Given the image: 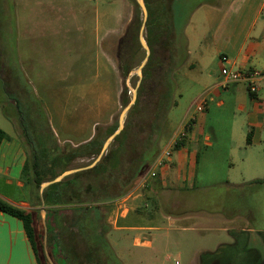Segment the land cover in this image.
Instances as JSON below:
<instances>
[{
    "label": "rangeland",
    "instance_id": "rangeland-1",
    "mask_svg": "<svg viewBox=\"0 0 264 264\" xmlns=\"http://www.w3.org/2000/svg\"><path fill=\"white\" fill-rule=\"evenodd\" d=\"M196 1L150 0L153 14L168 6L175 33L168 35L165 25L155 27L152 61L145 69L143 87L141 81L137 87L139 102L128 110L122 128L125 133L110 141L96 173L83 168L97 155L86 153L84 143H77L76 139L86 135L80 122H88L87 135L98 142H104L109 129L118 125L119 114L139 80L135 69L145 54L136 40L141 8L136 0H0V76L5 91L3 96L0 90V101L19 103L12 118L14 131L30 160L34 146L38 155L51 161V171L83 168L60 180L59 201H45V187L44 204L41 199L40 204L30 202L34 212L45 210V246L48 252L54 251L55 260L65 264H264V183L242 180L252 175L236 162L244 157L242 150L232 152L226 141L212 149L202 147L192 189L179 188L182 181L171 159L145 182L142 174L148 167L135 171L143 149L154 142L151 124L165 91V73L182 58L181 33ZM147 36L145 27L146 42ZM218 75L213 66V76ZM221 99L224 104L219 105ZM5 110L11 111V105L5 103L1 112ZM204 112L203 132L211 139L216 135L235 144L243 142L246 128L237 115L236 102L215 94ZM166 118L158 122V153L173 133ZM51 119L56 137L47 122ZM65 137H71L72 143L63 142ZM75 152L83 156L68 161ZM229 161L236 163L229 166ZM253 175L261 177L263 172ZM52 178L46 175L43 182ZM18 195L31 198L30 187L25 184ZM137 198H143L135 204L137 213L148 210V216L182 208L203 214L220 210L234 217L186 222L129 217L119 223L155 225L140 235L142 240L150 239V245L135 244V231L112 227L113 218L133 207ZM32 200L38 201L35 196ZM78 220L87 238L79 233Z\"/></svg>",
    "mask_w": 264,
    "mask_h": 264
},
{
    "label": "crops",
    "instance_id": "crops-1",
    "mask_svg": "<svg viewBox=\"0 0 264 264\" xmlns=\"http://www.w3.org/2000/svg\"><path fill=\"white\" fill-rule=\"evenodd\" d=\"M183 33L187 43V59L185 63L174 71L176 82V94L174 104L167 112V127L171 130L172 136L192 117L194 113V101L204 91L209 92V101L214 99L215 94L223 95L228 101L236 102L237 115L241 124L246 128L244 140L241 143H233L231 139H214L203 132V121L206 104L200 113H194L195 118L191 131L187 134L185 144L174 150L171 161L178 174L179 188L192 189L196 178V169L199 162V153L202 147L214 148L219 142H228L232 152L242 150L244 157L239 161L238 166L243 168L250 176H243L242 180H254L261 178L253 175L255 171L264 174V79L260 82V88L256 93H249L243 82L229 83L226 86L220 85V67L227 65L232 68L244 70L264 71V0H202L189 14L183 26ZM224 56L226 62H221ZM213 66L218 68L219 75L213 76ZM80 85V86H79ZM77 86L83 87L84 84ZM0 90L4 96V85L0 76ZM11 105V111L1 112L4 104ZM219 105L224 101L218 100ZM19 103L0 101V127L6 131L8 137L0 143V198L6 202L31 210L32 197L18 195L25 188V181L22 177V166L27 158L22 142L14 131L12 118L18 113ZM193 114V115H194ZM66 118V117H65ZM64 118V119H65ZM63 119V118H62ZM63 119V121H65ZM49 127L56 137V127L51 121H47ZM10 125V126H9ZM85 130L84 137L76 139L79 143L87 142L92 136L87 135V123L80 122ZM9 126V127H7ZM83 131H81L83 133ZM249 134V141L247 135ZM81 135V134H80ZM171 136L166 140V142ZM41 139V138H40ZM44 140V139H43ZM63 142L72 143L71 137L61 139ZM57 143L60 140L57 138ZM74 145V144H73ZM73 147H77L74 145ZM263 159L259 161L257 157ZM235 161H229L228 165L233 166ZM229 182V179H226ZM230 183V182H229ZM237 183V182H235ZM12 188L9 191L8 188ZM138 197V196H136ZM143 198L132 201L133 207L126 208V212L113 218L112 230L128 228L135 231L133 239L135 244L150 245V239L142 240L140 235L143 231H150L155 225L136 224L123 225L119 223L130 218L143 219L160 217L168 222H186L191 219H204L216 216L223 221L234 216L225 213H188L180 208L176 213H164L156 211L149 214L144 211L137 213L135 204ZM135 209V211H134ZM131 215V216H130ZM154 215V216H153ZM187 227L186 223H182ZM139 241L138 243L136 241ZM0 264H38L32 244L26 234L22 221L0 210Z\"/></svg>",
    "mask_w": 264,
    "mask_h": 264
},
{
    "label": "trees",
    "instance_id": "trees-1",
    "mask_svg": "<svg viewBox=\"0 0 264 264\" xmlns=\"http://www.w3.org/2000/svg\"><path fill=\"white\" fill-rule=\"evenodd\" d=\"M201 1L202 0H197L196 2H194L192 4V9L196 5H198V3H200ZM144 3L146 5L147 12H148V18L146 20V26H145L147 34H148L147 44L149 45V47H151L152 46L151 45L152 44L151 38L154 35L155 27L165 25L164 27L166 29L167 34L172 35L173 33H175V25L173 23L172 15H171L167 5L165 7H162L161 12H159L158 14L157 13L153 14V12L151 11L150 0H144ZM192 9L190 10V12L192 11ZM190 12H189V14H190ZM138 25L139 24H137V28H138ZM181 35H182V38L184 40V50H183L182 58L174 66L175 68H170L165 73V91H164L163 96L160 98L159 104L157 106V111H156L155 116H154V121L151 124V130L155 132V139H154L153 144L150 147L147 146L146 148L143 149L142 153L140 154V156L136 160L135 171L137 173L142 172L144 170V167H148V169H149L151 167V165L153 164L156 156L158 155L157 142L159 140V133H160L159 131L160 130L157 131V129H158L159 118L162 120L165 119L168 110L174 104V101H172V98H173V94L176 90V82H175L173 74H174L175 69L182 66L187 59V43H186L187 41H186V37L183 33V30H182ZM136 40L138 43L139 42L138 37H136ZM150 50H151V48H150ZM150 54H151V52H150ZM151 61H152V56L149 55L146 66L142 71L143 76L141 79V88L143 87V83L147 77V74L145 73V69H147V67H149V64ZM15 102L17 103V101H15ZM138 102H139V99L136 98L135 103L137 104ZM192 125H193V119H189L185 124L186 135L174 144L173 150H177L182 145L185 144L187 134L191 131ZM116 128H117V125H113L109 129V134L114 132L116 130ZM124 133H125V130L122 129L115 136V138L116 139L119 138L120 135H123ZM6 137H8V134L6 133V131L4 129H2L0 127V143H1L2 139L6 138ZM247 140L249 141V134L247 135ZM42 141L43 140H39L40 144ZM102 144H103V142L96 141L95 136H93L90 140L85 142L82 147L85 148L86 153H89V154L93 153V154L97 155L101 149ZM42 145H43L42 149L45 150L46 146H45V144H43V142H42ZM77 156H83V155L79 152H75V154L73 156L68 157V161L74 157H77ZM99 165L100 164L98 161V163H96L94 166L88 168L85 171L91 170V171H94L97 173V170L99 168H101V166H99ZM50 168H51V161H49V160H48V162H47V160L45 161L43 156L41 157L40 155H38L37 150L33 146V153H32L31 160L27 157L23 166H22V177H23V180L25 181V184H27L30 187V193L32 194L31 197L35 196L38 199L37 202H34V200H31L33 202V204H36V203L40 204L39 186L43 182L45 176L49 175L51 177H55L58 174H60L61 171L64 169V168H62L59 172H57L54 170L51 171ZM76 175H78V174H76ZM61 183H62L61 181L51 183L44 189L43 197H44L45 201H47L49 203L51 201V200H49V198L50 199L54 198V201H56V199H58V197H57L58 191L56 192V189L61 185ZM250 183H259V184L264 183V174L261 178H256L254 180H251ZM74 186H76V185H74ZM58 201H59V199H58ZM0 210L4 211L10 215H13L22 221L24 229L26 231V234H27V236H28V238L32 244V247H33V250H34L38 264H49V262L47 261V259L45 257L44 251H43V225L41 223L40 214L38 212H34L33 210H27L25 208L12 205V204L6 202L5 200H3L1 198H0ZM78 224H79V227H78L79 233L84 235V229L82 227V221L78 220ZM47 230L48 231L50 230L48 225H47ZM36 236H37V238H36ZM85 238H87V236H85ZM50 239H51V236L48 234V240H50ZM87 246L89 248V244H87ZM53 252H54L53 250L51 251L49 249V254H50L51 258L53 259L54 264H65V262L63 260H55ZM87 253L89 254V252H87Z\"/></svg>",
    "mask_w": 264,
    "mask_h": 264
},
{
    "label": "built area",
    "instance_id": "built-area-1",
    "mask_svg": "<svg viewBox=\"0 0 264 264\" xmlns=\"http://www.w3.org/2000/svg\"><path fill=\"white\" fill-rule=\"evenodd\" d=\"M221 62H226V58L222 56ZM220 85L226 86L229 83H239L243 82L247 86V91L249 93H256L260 88V82L264 79V71L252 69L244 70L238 68H232L227 65H222L220 67ZM210 97L209 92L204 91L194 101V113H200L204 110L206 104L208 103ZM193 113V114H194ZM190 119L195 118V114ZM189 120V119H188ZM187 122V121H186ZM186 124V123H185ZM185 124L164 144L161 151L156 156L151 167L143 174L142 182H145L155 173V169L162 168L172 157L174 144L186 135ZM141 184V182H140Z\"/></svg>",
    "mask_w": 264,
    "mask_h": 264
},
{
    "label": "water",
    "instance_id": "water-1",
    "mask_svg": "<svg viewBox=\"0 0 264 264\" xmlns=\"http://www.w3.org/2000/svg\"><path fill=\"white\" fill-rule=\"evenodd\" d=\"M136 2L139 5V7L141 8L142 13H143V18H142V21H141V24H140V27H139L138 39H139L140 45L142 46V48L145 51V54H144V57H143L142 61L140 62V64L135 69V73L139 77V80L137 82V85L135 86V89L133 91V94L131 95L130 101L121 110V112L119 114V117H118V125H117L116 130L114 132H112L105 139V141L103 142V144L101 146V149H100L99 153L97 154L96 158L89 165H87L86 167H83L84 169L92 167L93 165H95L100 160V158L102 157V155L106 151L107 146L109 145L110 141L113 140L114 137L122 130L123 123H124V119L126 117V114H127L128 110L134 104V102L136 100L137 87H138V85H139V83L141 81V77H142V69H143L144 65L146 64V62H147V60L149 58L150 52H151L150 47H149V45L147 44V42H146V40L144 38V29H145V22H146V17H147V8H146V5L144 3V0H136ZM83 168H76V169L64 170L63 172H61L60 174H58L57 176H55L51 180L41 183L40 186H39V194H40V199H41V205L44 204V200L42 198V190L45 187H47L51 183L60 181L66 175H68L70 173H73V172H76L77 170H81ZM44 213H45V210L43 208H41L40 209V216H41V219H42V222H43V226H44L43 250H44L45 257H46L47 261L49 262V264H54L53 261H52V258L50 256V254L47 251L46 246H45L46 223L44 221Z\"/></svg>",
    "mask_w": 264,
    "mask_h": 264
}]
</instances>
